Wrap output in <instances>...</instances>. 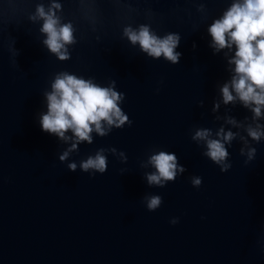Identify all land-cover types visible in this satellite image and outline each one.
<instances>
[{"label":"water","instance_id":"1","mask_svg":"<svg viewBox=\"0 0 264 264\" xmlns=\"http://www.w3.org/2000/svg\"><path fill=\"white\" fill-rule=\"evenodd\" d=\"M55 2L76 41L66 46L67 60L44 45L43 20L31 19L53 0H0V264H264V138L246 132L256 124L264 131V108L254 121L238 99L222 102L235 46L215 51L208 33L233 0ZM142 24L157 36L179 34V63L129 42L124 28ZM65 71L102 87L114 81L131 124L105 136L93 131L91 144L61 161L71 141L42 131L40 114L44 93ZM221 127L236 133L225 143L231 167L224 172L204 155V142L192 140L198 128L216 138ZM249 146L256 155L245 163L240 150ZM100 148L117 149L104 153L107 170L82 171L81 160ZM161 150L185 168L163 187L145 176L154 171L148 156ZM151 195L162 199L154 211L144 202Z\"/></svg>","mask_w":264,"mask_h":264},{"label":"clouds","instance_id":"2","mask_svg":"<svg viewBox=\"0 0 264 264\" xmlns=\"http://www.w3.org/2000/svg\"><path fill=\"white\" fill-rule=\"evenodd\" d=\"M60 5L53 0L51 7L45 11L42 5H37L35 15L31 19H42L40 31L46 34L43 43L47 49L56 55L59 60L70 59L67 45L74 44L73 29L70 23H60V18L54 9ZM124 35L133 45L138 44L140 50L148 56L157 59L163 57L172 64L179 63L180 52L175 49L179 45L178 33H168L157 36L148 25H140L138 29L130 26L124 28ZM211 36V47L215 51L232 49L235 46L234 55L228 60L234 65L233 75L228 82L220 88L222 102L224 104L235 103L238 99L245 108H250L255 121L262 116L264 108V0H233L231 6L223 15L215 19L208 27ZM115 82L111 86L102 87L91 79L77 77L68 72L56 74L51 83V90L44 93L46 98V112L40 114L41 130L56 135L62 141H71L70 147L63 151L59 159L67 160L69 154L77 151L81 142L92 143L91 133L95 131L100 136H105L112 127L120 128L126 123L131 124L128 116L119 107L124 94L115 90ZM202 103V102H201ZM219 107L215 102L213 110ZM227 123L239 126L233 118H228ZM262 126L248 125L246 132L253 141L259 142L264 138ZM71 132L72 135H66ZM212 138L211 130L198 128L192 140L203 141L206 146L204 155L214 164L220 166V171H227L231 164L228 161L229 153L225 143H230L236 136L232 131H225L223 127ZM246 143V142H245ZM109 151L117 153L115 148H100L94 155H89L81 160L80 169L84 172L104 173L107 170V157L104 154ZM241 155L246 156L245 163L255 158L256 148L247 147L240 150ZM122 162L127 160L123 151L119 152ZM147 165L154 171L145 173L149 185L163 187L167 182L176 179L178 173H183L185 168L178 164L177 156L166 151H157L148 156ZM67 167L75 171L77 164L69 162ZM201 178H191L195 187L201 184ZM146 208L154 211L160 207L162 199L159 195L146 196L144 198ZM178 218H172L170 223L176 224Z\"/></svg>","mask_w":264,"mask_h":264}]
</instances>
